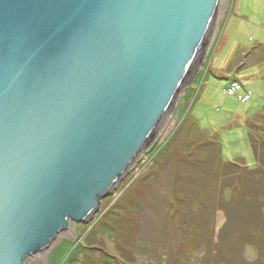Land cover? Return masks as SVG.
<instances>
[{
  "label": "water",
  "instance_id": "obj_1",
  "mask_svg": "<svg viewBox=\"0 0 264 264\" xmlns=\"http://www.w3.org/2000/svg\"><path fill=\"white\" fill-rule=\"evenodd\" d=\"M220 0H0V264L88 224L191 85Z\"/></svg>",
  "mask_w": 264,
  "mask_h": 264
},
{
  "label": "rangeland",
  "instance_id": "obj_2",
  "mask_svg": "<svg viewBox=\"0 0 264 264\" xmlns=\"http://www.w3.org/2000/svg\"><path fill=\"white\" fill-rule=\"evenodd\" d=\"M208 38L193 82L115 195L88 224L71 221L24 264H264V183L256 192L244 176L235 189L228 181L223 191L219 181L215 201L207 194L217 171L239 169L227 162L256 167L247 123L264 124V0H220ZM246 92L251 99L243 103ZM210 138L221 143L218 152ZM193 206L194 236L206 230V245L190 229L185 234Z\"/></svg>",
  "mask_w": 264,
  "mask_h": 264
},
{
  "label": "trees",
  "instance_id": "obj_3",
  "mask_svg": "<svg viewBox=\"0 0 264 264\" xmlns=\"http://www.w3.org/2000/svg\"><path fill=\"white\" fill-rule=\"evenodd\" d=\"M258 117L261 119V122H262V120L264 118V113L262 115H258ZM247 128H248V138H249L252 150H253L255 157H256V167L250 168L248 165L243 164L241 162H227L229 164H233L235 167H237L239 169L234 170L233 168H231V166L226 165L227 167L225 166L224 168H222L221 172H220V170L217 171V174L215 176L216 177L215 188L209 190V193H207V194H210V197L212 198L213 201H215L216 196H218L219 191H217V188H218L219 181L222 183V185H224V187H223L224 190L222 189L223 191L226 190L227 185H228V181L230 182V185L231 186L233 185V188L235 189V187H234L235 182L234 181L236 180V178H238L240 180L238 182H241L242 177H244V176L247 177V180L249 182H251V183H253V185H255L253 187V189L255 188L256 192L258 191V189L256 187L259 185V183H262V182L264 183V124H257L256 122L251 120L249 123H247ZM219 141H220V138H219ZM216 143H218V142L212 138H210L209 142H207V145L210 146V151H213V153L218 152L219 151L218 148L221 146V143H220V146H218L219 144L216 145ZM186 149L191 150L190 147L185 148L184 150H186ZM191 153L192 152H190L189 154L191 155ZM240 170L243 171L242 173L244 175L241 173ZM206 185H208V183ZM205 195H206V192L204 189V191L198 192L197 197H200V196L204 197ZM197 209H198V206L191 207L190 213L188 215V217H189V219H191V221L182 220V222L185 221L184 222L185 234H189V232L187 230L190 229V236L195 237L194 238L195 243H197V240H198L200 244L205 243V245H206V243H209L208 233H206L207 237H204L202 235V232L206 231V230H203L202 228H200L199 229L200 234L194 236V230L193 229L196 227V225L198 223L196 216L199 215L197 213Z\"/></svg>",
  "mask_w": 264,
  "mask_h": 264
},
{
  "label": "built area",
  "instance_id": "obj_4",
  "mask_svg": "<svg viewBox=\"0 0 264 264\" xmlns=\"http://www.w3.org/2000/svg\"><path fill=\"white\" fill-rule=\"evenodd\" d=\"M237 83L234 84V87L236 88L237 86H239L238 84L236 85ZM238 88V87H237ZM231 93L234 94V91H235V94H236V89H230ZM241 97V96H239ZM243 97V101L242 102H246L248 99H249V95H245V96H242Z\"/></svg>",
  "mask_w": 264,
  "mask_h": 264
},
{
  "label": "bare ground",
  "instance_id": "obj_5",
  "mask_svg": "<svg viewBox=\"0 0 264 264\" xmlns=\"http://www.w3.org/2000/svg\"><path fill=\"white\" fill-rule=\"evenodd\" d=\"M165 119H166V117H164V118L162 119V122H164ZM162 122H161L160 124H162Z\"/></svg>",
  "mask_w": 264,
  "mask_h": 264
},
{
  "label": "crops",
  "instance_id": "obj_6",
  "mask_svg": "<svg viewBox=\"0 0 264 264\" xmlns=\"http://www.w3.org/2000/svg\"><path fill=\"white\" fill-rule=\"evenodd\" d=\"M222 78H227V77H222ZM200 123V122H199Z\"/></svg>",
  "mask_w": 264,
  "mask_h": 264
}]
</instances>
